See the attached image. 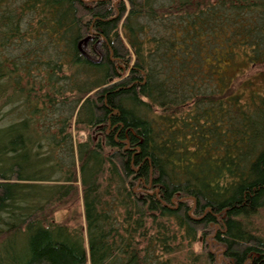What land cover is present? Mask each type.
I'll list each match as a JSON object with an SVG mask.
<instances>
[{
    "label": "trees",
    "instance_id": "1",
    "mask_svg": "<svg viewBox=\"0 0 264 264\" xmlns=\"http://www.w3.org/2000/svg\"><path fill=\"white\" fill-rule=\"evenodd\" d=\"M257 68L264 0H0V264H264Z\"/></svg>",
    "mask_w": 264,
    "mask_h": 264
},
{
    "label": "rangeland",
    "instance_id": "2",
    "mask_svg": "<svg viewBox=\"0 0 264 264\" xmlns=\"http://www.w3.org/2000/svg\"><path fill=\"white\" fill-rule=\"evenodd\" d=\"M240 68L238 65H231L230 73H237L239 72ZM264 69L263 68H257L253 71L247 70L242 74V77L239 78V81H242L240 84V88L243 87V84L247 82L248 80H252L255 82L256 87L262 84L264 78ZM82 137V136H81ZM260 216L258 218L259 225L263 228L262 231L264 232V210L259 212Z\"/></svg>",
    "mask_w": 264,
    "mask_h": 264
}]
</instances>
